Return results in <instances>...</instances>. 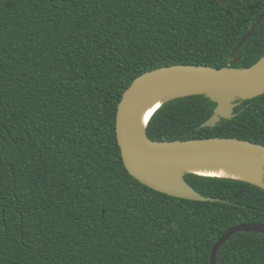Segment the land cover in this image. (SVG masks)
I'll return each mask as SVG.
<instances>
[{
	"label": "trees",
	"instance_id": "obj_1",
	"mask_svg": "<svg viewBox=\"0 0 264 264\" xmlns=\"http://www.w3.org/2000/svg\"><path fill=\"white\" fill-rule=\"evenodd\" d=\"M263 13L264 0H0V264H211L230 228L264 224V190L247 182L185 174L215 202L143 185L116 133L145 72L258 62L264 17L232 55ZM237 103L234 118L202 128L217 104L174 99L146 134L264 146V95ZM217 264H264V235L237 233Z\"/></svg>",
	"mask_w": 264,
	"mask_h": 264
},
{
	"label": "water",
	"instance_id": "obj_2",
	"mask_svg": "<svg viewBox=\"0 0 264 264\" xmlns=\"http://www.w3.org/2000/svg\"><path fill=\"white\" fill-rule=\"evenodd\" d=\"M227 13L232 16L229 10ZM263 17L264 13L237 46L232 57L248 42ZM193 95H204L217 104L213 116L202 124V128H212L221 119L234 118L238 101H247L264 95V57L254 65L244 68L173 65L151 70L137 77L124 92L116 117L117 139L129 174L156 192L198 202H215L218 199L198 193L185 181L186 173L234 178L201 174L190 170V167L229 165L256 174L264 181L263 145L236 138L154 141L147 136L148 123L163 104ZM161 97L162 102L142 126L139 122L140 116ZM239 181L264 190V187L255 183ZM240 232L264 235V224L247 223L230 228L215 243L210 258L211 264H217V255L221 247Z\"/></svg>",
	"mask_w": 264,
	"mask_h": 264
},
{
	"label": "bare ground",
	"instance_id": "obj_3",
	"mask_svg": "<svg viewBox=\"0 0 264 264\" xmlns=\"http://www.w3.org/2000/svg\"><path fill=\"white\" fill-rule=\"evenodd\" d=\"M163 98H158L154 103L142 113L139 118L140 124L142 126L145 122L150 118V116L154 113L156 108L160 105ZM189 170V168H188ZM190 170L195 171L197 173L206 174V175H215L220 177H228L234 178L238 180H244L251 183H255L261 187H264V181H262L258 175L253 174L247 170H238L232 166H210V167H190Z\"/></svg>",
	"mask_w": 264,
	"mask_h": 264
}]
</instances>
